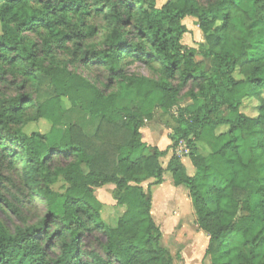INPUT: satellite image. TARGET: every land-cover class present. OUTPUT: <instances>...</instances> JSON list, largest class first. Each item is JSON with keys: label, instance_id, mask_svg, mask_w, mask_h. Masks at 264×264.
<instances>
[{"label": "trees", "instance_id": "1", "mask_svg": "<svg viewBox=\"0 0 264 264\" xmlns=\"http://www.w3.org/2000/svg\"><path fill=\"white\" fill-rule=\"evenodd\" d=\"M157 1L0 0V82L20 89L44 77L53 89L40 103L26 94L0 99V152L20 162L28 198L44 209L13 231L0 221V264H173L151 216L149 189L165 171L187 190L210 264H264V0H248L247 8L241 0H169L160 8ZM93 18L105 28L98 46L88 42L99 34ZM186 18L203 35L198 55L211 61L209 70L182 46ZM61 53L68 63L57 59ZM134 63L157 77L131 74ZM68 65L105 78L91 81ZM118 87L139 105L118 107ZM249 99L259 103L255 116L241 110ZM75 108L97 119L94 132L70 125L50 144ZM156 109L175 110L165 150L148 146L141 132ZM239 140L250 142L245 158ZM180 144L193 176L175 154ZM59 178L67 185L62 196L52 189ZM108 184L121 212L114 226L94 196Z\"/></svg>", "mask_w": 264, "mask_h": 264}, {"label": "rangeland", "instance_id": "2", "mask_svg": "<svg viewBox=\"0 0 264 264\" xmlns=\"http://www.w3.org/2000/svg\"><path fill=\"white\" fill-rule=\"evenodd\" d=\"M169 0H159L156 2V7L160 8ZM240 5L243 8L249 7L248 0H241ZM88 23L99 30L98 36L88 41L92 46H98L100 40L105 34L104 23L100 19H89ZM183 24L187 28V33L182 39V46L185 50H194L195 61L201 63L205 69L209 70L212 67L209 59H203L198 53L205 46L202 33L199 31L196 22L193 18H186ZM262 37V36H261ZM260 37V38H261ZM36 39V37H34ZM259 39V38H258ZM250 43H253L249 41ZM59 61L68 63L70 57L67 54H59L57 56ZM69 69L90 79L91 81L103 80L105 74L100 71L87 70L81 65H68ZM128 70L131 74L138 76H145L148 78H156L155 73L149 68L140 63L130 64ZM21 81V80H20ZM120 90V97L117 101L118 107L133 108L137 107L140 103L134 93L127 88H116ZM18 94H26L31 96L35 102H43L53 95V89L49 84L47 78L39 77L35 83H27L21 88H18L17 83L8 80L7 83L0 82V99L6 97H13ZM189 104L187 98L183 99L180 106ZM259 103L254 99L245 100L242 105V112L248 116H255ZM172 114H162L158 109L154 111L153 120L146 122L141 129L143 134V141L149 143L155 139V146L165 149L159 138L165 140V136L171 133L174 126ZM224 115L227 113L224 111ZM97 119L91 118L86 113L75 108L68 111L62 120V126L54 130L53 134L49 137V143L54 144L63 134L65 128L70 125H77L88 136L94 132L97 125ZM40 131H46L48 125L44 122L37 127ZM153 133V135H152ZM157 135V138L155 136ZM147 143V144H148ZM250 142L239 140L240 151L245 158L247 149ZM10 151L16 150L10 147ZM178 155L184 160V166L188 174L194 173L186 154L184 144H181L177 150ZM167 158V157H166ZM163 160V158L161 159ZM166 160V159H165ZM164 161V160H163ZM163 161L162 164H163ZM165 166V165H164ZM21 165L19 161L13 163L12 157L5 156L0 152V221L4 224L8 231H13L15 227L21 226L23 223L34 224L44 214V209L39 206V202L28 198V191L22 184L20 176ZM86 171V170H84ZM154 181L148 180L141 184V187L146 192L148 185ZM67 185L62 178L52 186L53 191L59 195H63ZM115 187L112 184L105 185L101 188L95 189V198L102 203L103 220L108 221L110 226L116 224L117 217L120 215V208H116L115 204ZM150 195L152 200V219L161 233V245L170 253L173 264H210L209 258L204 256L207 246V236L204 232L200 231L196 225L195 215L193 212L190 198L188 197L187 190L181 187H174L172 183L171 174L167 171L163 173L162 186H150ZM63 198L60 197L53 206V212L58 214L62 211ZM106 208V209H105ZM116 208V209H115ZM120 212V213H119Z\"/></svg>", "mask_w": 264, "mask_h": 264}, {"label": "crops", "instance_id": "3", "mask_svg": "<svg viewBox=\"0 0 264 264\" xmlns=\"http://www.w3.org/2000/svg\"><path fill=\"white\" fill-rule=\"evenodd\" d=\"M170 134V133H169ZM168 134V135H169ZM152 135H153V133H152ZM155 136L157 137V135H156V133H155ZM157 138H159V137H157ZM160 140H162L161 141V143H162V145H165L164 147H165V149H167L169 146H170V140H169V138H168V136L166 135L165 136V140L162 138H159ZM149 141V143L147 144L148 146H150V147H156L154 144H155V139L154 140H152V136H151V138L148 140ZM158 148V147H157ZM159 149L160 150H162L161 149V147H159ZM165 149H163V150H165ZM172 153H173V151L172 150H169L168 151V153H167V155L163 158V160H161V161H163V164H162V162H161V164H162V166H163V168H165V166H166V164H167V162H168V160L170 159V157H171V155H172ZM175 154H177V152H175ZM167 157V158H166ZM166 159V160H165ZM181 161H182V163H183V165H184V160H183V158L181 159ZM165 165V166H164ZM185 167V166H184ZM186 170V169H185ZM195 172V171H194ZM187 173V172H186ZM193 174L194 173H191V174H188L187 173V175H189V176H193ZM163 185V183L160 185V186H162ZM151 214H152V211H151Z\"/></svg>", "mask_w": 264, "mask_h": 264}, {"label": "built area", "instance_id": "4", "mask_svg": "<svg viewBox=\"0 0 264 264\" xmlns=\"http://www.w3.org/2000/svg\"><path fill=\"white\" fill-rule=\"evenodd\" d=\"M180 145H181V144H180ZM180 145H179V146H180ZM184 148H185V146H184ZM185 153H186V151L184 152V154H185Z\"/></svg>", "mask_w": 264, "mask_h": 264}]
</instances>
